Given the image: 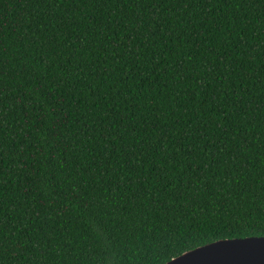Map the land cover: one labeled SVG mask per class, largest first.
I'll return each instance as SVG.
<instances>
[{
	"label": "trees",
	"instance_id": "16d2710c",
	"mask_svg": "<svg viewBox=\"0 0 264 264\" xmlns=\"http://www.w3.org/2000/svg\"><path fill=\"white\" fill-rule=\"evenodd\" d=\"M261 236L264 0H0V264Z\"/></svg>",
	"mask_w": 264,
	"mask_h": 264
},
{
	"label": "water",
	"instance_id": "95a60500",
	"mask_svg": "<svg viewBox=\"0 0 264 264\" xmlns=\"http://www.w3.org/2000/svg\"><path fill=\"white\" fill-rule=\"evenodd\" d=\"M164 264H264V236L217 240L185 251Z\"/></svg>",
	"mask_w": 264,
	"mask_h": 264
}]
</instances>
